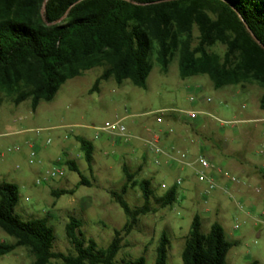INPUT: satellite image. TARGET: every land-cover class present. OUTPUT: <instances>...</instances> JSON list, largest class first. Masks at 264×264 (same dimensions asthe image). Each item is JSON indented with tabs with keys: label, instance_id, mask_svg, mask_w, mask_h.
Segmentation results:
<instances>
[{
	"label": "rangeland",
	"instance_id": "rangeland-1",
	"mask_svg": "<svg viewBox=\"0 0 264 264\" xmlns=\"http://www.w3.org/2000/svg\"><path fill=\"white\" fill-rule=\"evenodd\" d=\"M193 34L197 36L196 32ZM210 50L221 55L224 47L216 45ZM152 62L145 89L129 81L117 85L110 79L101 82L98 91L90 94L94 81L103 72L102 67H95L66 81L54 99L41 102L35 112L31 111L29 101L15 106L0 93V182L17 187L15 214L21 221L46 219L54 232V252H71L65 236V224L70 217L80 221L85 239L94 240L104 249L113 231L120 230L126 222L123 211L109 195L124 183L122 167L125 166L135 174L136 181L151 182L154 197L163 195L178 178L184 182L178 187V201L173 206H154L155 212L139 218L134 230L123 238L117 264L140 256L144 257L145 264H154L155 249L162 233L169 240L167 264H182L184 240L195 214L202 219L204 233L211 223L217 222L226 239L238 243L229 251L227 264L254 261L264 264L263 187L256 186L261 189L260 194L248 190L245 200L233 192L235 200L243 206L239 210L235 202L219 190L206 195L205 185L198 183L190 171L156 157L139 140L131 139L126 143L102 132L95 138V129L106 122L121 121L129 134L144 139L160 137L164 130L170 131L175 141L184 142L173 148L191 158L202 154L216 167L222 168L226 161H236L243 155L264 161V110L259 108L261 88L245 84L216 90L206 76L180 79L176 56L165 74L153 59ZM190 113L194 114L193 118ZM157 118H161L160 123ZM76 137L90 141L94 147L92 174ZM123 144L139 145L145 160H124L118 153V147ZM159 145L164 150L169 149L160 142ZM31 150L40 160L39 164L28 163ZM57 161L75 163L90 187H76L80 177L66 165H63L62 178L43 181L46 172L57 166ZM39 179L43 182L36 184ZM71 189L75 190L73 195L58 199L51 196L53 190ZM124 199L131 207L143 204L138 187L130 188ZM253 203L255 210L249 208ZM235 224L238 229H234ZM3 242L13 243L14 240L0 229V243ZM32 261L24 248L0 257V264H32ZM50 264L61 263L52 261Z\"/></svg>",
	"mask_w": 264,
	"mask_h": 264
},
{
	"label": "trees",
	"instance_id": "trees-1",
	"mask_svg": "<svg viewBox=\"0 0 264 264\" xmlns=\"http://www.w3.org/2000/svg\"><path fill=\"white\" fill-rule=\"evenodd\" d=\"M216 45L224 47L221 55L210 50ZM175 56L182 80L206 76L216 90L256 84L263 91L259 108L264 110V0H0V93L15 106L29 101L32 112L41 102H51L66 81L95 67L103 72L90 94L110 79L145 89L152 59L165 74ZM76 140L92 174L94 147L84 138ZM62 165L78 173L76 187H90L75 163ZM122 172L124 183L109 195L123 211V227L113 231L102 249L85 239L80 221L70 217L65 236L71 252L66 254L53 251L54 232L46 219L17 217V187L0 182V229L14 240L0 243V257L24 248L32 264H117L123 238L139 218L155 212L154 206L171 207L178 201L175 185L154 197L149 180L136 181L125 166ZM132 187L140 189V207H131L124 199ZM74 193V189L53 190L51 196L58 199ZM237 245L226 239L217 222L204 233L202 219L195 214L181 262L227 264L229 251ZM168 248L169 240L162 233L154 264H167ZM124 264H145V259L140 256Z\"/></svg>",
	"mask_w": 264,
	"mask_h": 264
},
{
	"label": "built area",
	"instance_id": "built-area-1",
	"mask_svg": "<svg viewBox=\"0 0 264 264\" xmlns=\"http://www.w3.org/2000/svg\"><path fill=\"white\" fill-rule=\"evenodd\" d=\"M190 117H194L193 113L189 114ZM157 122H161V118H157ZM97 133L95 134V138H98V132L105 133L109 138H117L119 140H123L124 142H129L131 139L139 140L142 144L152 152L156 157L160 159H164L166 163H175L181 166V168H185L190 171V174L196 179L198 183H202L205 185L204 193L206 195L210 194L213 191H221L224 195L228 196L235 202L236 207L239 210L243 209L242 204L235 200L234 194L230 187L227 185H220L216 176L223 177L225 176L230 184L237 185L239 184V179L235 176L226 175L223 173L221 168L213 165L204 155L199 154L195 156V158H191L187 156V153L179 151L175 148H169L168 150H164L159 145V139L157 136H153L151 138H140L138 136L129 134L124 125L121 124V121H116L113 123L106 122L101 128L95 129ZM49 143V140H47ZM28 163L39 164L40 160L36 158V154L33 150L30 151ZM155 164L158 165V159L155 160ZM57 166L52 167L50 170L46 172L45 177L42 179L43 181L54 180L58 178H62L64 176L63 165L60 161L56 162ZM42 180H37L36 184H40L43 182ZM183 179L178 178L175 182V186L178 188L183 184ZM252 193L260 194L261 189L259 187H251ZM239 226L237 224L234 225V229H238Z\"/></svg>",
	"mask_w": 264,
	"mask_h": 264
},
{
	"label": "crops",
	"instance_id": "crops-1",
	"mask_svg": "<svg viewBox=\"0 0 264 264\" xmlns=\"http://www.w3.org/2000/svg\"><path fill=\"white\" fill-rule=\"evenodd\" d=\"M159 142L165 144L168 148L184 144L181 140L177 139L175 141V138L170 136V131L165 130L162 136L159 137ZM140 148L141 147L136 144H123L118 147V153L124 160L129 162H134L137 159L145 160L144 154L141 152ZM223 165L222 168L219 167L223 173L239 177V184H230L225 176H216L215 178L220 185H227L230 187L232 192L240 199L245 200L247 198L248 190H250L251 187L260 186L264 188V161L259 162L243 155L238 157L236 161H226ZM254 204L255 203L249 204V208L255 210Z\"/></svg>",
	"mask_w": 264,
	"mask_h": 264
},
{
	"label": "water",
	"instance_id": "water-1",
	"mask_svg": "<svg viewBox=\"0 0 264 264\" xmlns=\"http://www.w3.org/2000/svg\"><path fill=\"white\" fill-rule=\"evenodd\" d=\"M43 10H44V9H43ZM43 10H42V11H43Z\"/></svg>",
	"mask_w": 264,
	"mask_h": 264
}]
</instances>
